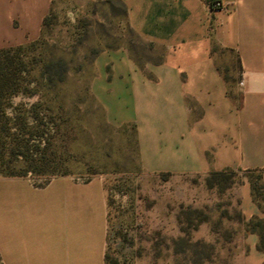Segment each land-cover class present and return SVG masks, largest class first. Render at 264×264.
Returning a JSON list of instances; mask_svg holds the SVG:
<instances>
[{"label": "crops", "instance_id": "crops-1", "mask_svg": "<svg viewBox=\"0 0 264 264\" xmlns=\"http://www.w3.org/2000/svg\"><path fill=\"white\" fill-rule=\"evenodd\" d=\"M118 1L127 27L153 51L126 43L95 57L89 90L107 120L133 126L148 172L239 171L244 219L264 217L246 174L262 169L264 184V0H223L219 9L210 0ZM52 4L0 0V48L36 40ZM225 51L237 62L230 82ZM107 213L101 175H57L36 186L30 176L0 174L1 259L105 264ZM258 242L256 232L242 231L238 264H264Z\"/></svg>", "mask_w": 264, "mask_h": 264}, {"label": "rangeland", "instance_id": "rangeland-1", "mask_svg": "<svg viewBox=\"0 0 264 264\" xmlns=\"http://www.w3.org/2000/svg\"><path fill=\"white\" fill-rule=\"evenodd\" d=\"M29 43L22 52L27 71L19 76L20 86L41 88L42 108L52 109L47 119L59 124L53 138L63 163L54 175L104 179L110 202L109 264H238L244 229L235 220V188L241 173L231 169L226 178L208 180L206 175L144 170L133 126L110 123L89 90L101 51L126 43L153 51L127 27L121 3L53 0L41 35ZM222 60L236 76L235 54L225 51ZM33 101H39V93L20 92L7 101L6 111L12 117ZM227 232L230 241H225Z\"/></svg>", "mask_w": 264, "mask_h": 264}, {"label": "trees", "instance_id": "trees-1", "mask_svg": "<svg viewBox=\"0 0 264 264\" xmlns=\"http://www.w3.org/2000/svg\"><path fill=\"white\" fill-rule=\"evenodd\" d=\"M48 16L49 14L43 20L42 31ZM34 41H31L29 45L33 44ZM26 45L0 48V174L5 176H30L36 186H44L54 176H57L54 174L61 171L59 166L63 163V157L57 154V149L54 147L53 138V132L58 131L59 124L51 117L47 119L52 109L48 106L42 108L41 88L34 91L20 86L19 76L22 72L27 71V63L22 54ZM46 73L48 75L45 78L49 79V83H52L50 71H46ZM224 77L227 82L235 79V76H230L228 73H225ZM50 88L54 89L52 86ZM20 92L32 96L39 93V101H33L28 109H20L17 115L10 117L6 111L7 101ZM4 152H8L7 158H5ZM228 170L231 169L213 171L206 176L208 180L210 176L226 178L225 172ZM262 171V169H255L246 172L251 182L253 199L260 208L264 206ZM66 174V172H62L58 175ZM52 175L54 176L52 177ZM109 205L110 202L107 200L106 246L109 233ZM235 220L242 225L246 233L256 232L259 235L257 248L258 250H264V217L256 216L250 220H245L238 206ZM224 235L225 241L231 240L230 233L227 232ZM109 261L108 250H105V264H109ZM0 264H4L1 256Z\"/></svg>", "mask_w": 264, "mask_h": 264}, {"label": "built area", "instance_id": "built-area-1", "mask_svg": "<svg viewBox=\"0 0 264 264\" xmlns=\"http://www.w3.org/2000/svg\"><path fill=\"white\" fill-rule=\"evenodd\" d=\"M211 7L219 9L224 7V1L223 0H210Z\"/></svg>", "mask_w": 264, "mask_h": 264}]
</instances>
